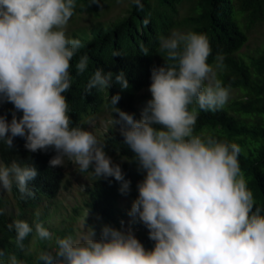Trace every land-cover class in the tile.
Listing matches in <instances>:
<instances>
[{"label": "clouds", "instance_id": "obj_1", "mask_svg": "<svg viewBox=\"0 0 264 264\" xmlns=\"http://www.w3.org/2000/svg\"><path fill=\"white\" fill-rule=\"evenodd\" d=\"M132 3L143 9L141 0ZM91 4L101 5L102 0ZM76 7V0H0V104L11 103L22 113L17 118L14 112L10 122L0 115V143L13 149L14 138L21 137L30 152L51 148L56 153L51 167H63L67 158L79 173L114 178L126 195L131 181L106 154V145L74 125L69 115L64 94L73 81L71 61L83 47L81 40L66 34ZM158 39L165 63L151 69V99L141 118L116 106L119 93L110 97L112 114L119 117L112 124L125 125L122 143L145 173L129 216L148 229L154 247L146 249L130 229L107 225L99 239L93 228L75 239L54 238L42 223L34 228L24 220L9 223L7 230L15 232L19 249L33 232L34 240H54L51 251L40 252L42 264H264V209L256 206L247 187L239 163L241 147L195 131L199 111H216L228 102L229 89L216 71L223 69L224 57L217 54L215 68L210 65L209 41L193 31L174 29ZM142 51L149 54L143 46ZM88 60L87 55L79 57L77 75L86 71ZM114 83L129 88L123 71L98 68L85 92L108 90ZM37 174L33 165L0 164V190L10 192L15 184L22 200L34 197L29 183ZM0 264L23 262L13 254Z\"/></svg>", "mask_w": 264, "mask_h": 264}, {"label": "trees", "instance_id": "obj_2", "mask_svg": "<svg viewBox=\"0 0 264 264\" xmlns=\"http://www.w3.org/2000/svg\"><path fill=\"white\" fill-rule=\"evenodd\" d=\"M116 0H102L101 5L91 4V0H76V12H91L94 19L100 17V8ZM186 1L190 2V13L179 18V8ZM143 9H138L132 2L128 14L115 23L93 21L90 32H74L71 38L81 40L83 47L71 61L73 81L70 90L64 95L69 105V115L74 125L86 128L84 118L107 108L111 121L118 115L112 114L110 97L120 94L116 105L121 110L140 119L141 114L137 105L141 92L149 89L151 84V69L163 66L165 61L159 52V36H167L177 27L185 26L187 32L193 31L207 37L212 54L208 57L210 65L215 64L217 54L224 57V67L219 79L227 88H240L245 97L233 100L229 105L216 111H199L196 133L207 132L216 139L227 143L238 144L242 151L239 163L247 181V187L252 191L256 206L264 209V48L257 56L245 60L239 50L248 41L247 29L255 23L264 20V0H141ZM74 13V14H75ZM142 46L148 49L144 55ZM118 53L119 55H115ZM81 55L89 57L88 67L83 74L77 75L75 65ZM102 68L104 72L118 74L123 71L129 82V88L122 90L113 84L108 90L92 89L91 93L85 88L95 70ZM151 99V93L144 96V102ZM17 118L22 113L16 112L11 103L0 104V115L10 122L13 113ZM122 123L108 129L104 139V150L117 155L125 179L131 181L128 194H121L120 182L114 178L100 179L89 176L91 183L86 187L89 198L87 206L102 220L103 226L122 228L126 210L120 205L123 199L137 198V185L144 179L145 173L138 169L132 160L134 153L122 143L120 129ZM14 147L9 149L0 143V160L10 166L16 162L21 166L33 165L37 176L30 181L29 188L34 197L26 200L20 198L15 184L12 193L17 205L12 211L3 210L0 215V250L4 256L0 260L7 261L11 255H16L23 264H42L35 255L28 251L29 240L33 232L24 241V248L19 249L14 244L15 232H9L7 225L19 219L33 226L42 223L48 213V207L42 205L47 199H54L63 189L67 190L70 181L66 179L64 167H51L50 159L56 155L53 149L30 152L25 147V140L16 137ZM135 200V199H133ZM141 224V223H140ZM125 231V230H124ZM66 230L53 231L55 237L68 236ZM135 237L148 250L154 247V241L149 239L148 231L135 234ZM48 242V241H47ZM42 242L43 251H49L50 246Z\"/></svg>", "mask_w": 264, "mask_h": 264}, {"label": "rangeland", "instance_id": "obj_3", "mask_svg": "<svg viewBox=\"0 0 264 264\" xmlns=\"http://www.w3.org/2000/svg\"><path fill=\"white\" fill-rule=\"evenodd\" d=\"M132 0H116L110 3L105 4L100 8V17L94 19V14L91 12H76L73 17L70 19L66 34L71 38L74 32H90L93 21H103L106 23H115L122 20L128 14V9L130 8ZM190 11V2L186 1L179 8L178 17L182 18L183 16L189 14ZM175 30L181 32H187L185 26L177 27ZM248 41L246 44L239 50V54L245 60H248L250 56H257L261 50L264 48V20L255 23L247 29ZM215 68V64H212ZM218 79L222 70H216ZM229 89V99L225 106L229 105L233 100L241 99L245 97V92L240 88H228ZM150 92L148 89L141 92L138 96L137 105L141 114L142 109L144 108L146 102H144V96L146 93ZM93 121L91 127H89L88 122ZM86 123V129L91 131L99 141L104 139L105 134L108 133L110 127H114L109 115L108 109L104 108L100 112L86 116L84 118ZM115 128V127H114ZM106 154L111 157L112 161H117V155L106 151ZM0 164L5 165L1 160ZM66 173V179L70 181L69 188L67 190L63 189L59 196L54 199H47L42 202V205H46L48 213L43 219L42 224L47 228L52 234L53 231H63L66 230L69 232L68 236H72L75 239L86 235L93 228L96 232V239L100 238V231L97 229L101 227L102 220L96 214H94L90 208L87 206L89 202L88 195L86 193V187L91 183L89 173H79L77 166L73 165L71 162L65 159V165L63 166ZM136 199V198H133ZM133 199L127 198L120 201V205L125 209L126 215L122 223V228L127 231L131 230L135 235L148 229L138 220H135L133 217L129 216ZM17 205L16 199L12 193V190L4 191L0 190V208L5 211H12L13 208ZM46 243V246H49L51 243L48 241H42ZM28 251L31 254H36L38 251H43V245L40 240H34L33 237L29 240ZM54 248V244L50 246V250Z\"/></svg>", "mask_w": 264, "mask_h": 264}]
</instances>
